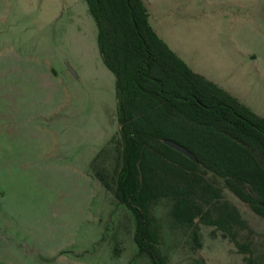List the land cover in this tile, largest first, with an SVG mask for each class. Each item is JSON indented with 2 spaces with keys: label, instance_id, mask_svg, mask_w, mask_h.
Instances as JSON below:
<instances>
[{
  "label": "rangeland",
  "instance_id": "1",
  "mask_svg": "<svg viewBox=\"0 0 264 264\" xmlns=\"http://www.w3.org/2000/svg\"><path fill=\"white\" fill-rule=\"evenodd\" d=\"M144 1L190 68L264 117V0ZM119 130L116 77L87 1L0 0V264H152L137 255L132 214L96 176L110 180ZM223 195L264 264V219ZM172 206L150 209L165 264H247L216 227L197 221L196 237L177 225Z\"/></svg>",
  "mask_w": 264,
  "mask_h": 264
},
{
  "label": "trees",
  "instance_id": "2",
  "mask_svg": "<svg viewBox=\"0 0 264 264\" xmlns=\"http://www.w3.org/2000/svg\"><path fill=\"white\" fill-rule=\"evenodd\" d=\"M86 1L101 55L116 77L120 126L107 144L118 146L110 180L96 176L132 214L137 255L165 264L150 209L170 199L177 225L196 227V237L197 221L216 227L251 254L247 264H261L239 241L253 230L223 189L264 219V117L190 68L151 25L143 0ZM164 140L186 147L197 162Z\"/></svg>",
  "mask_w": 264,
  "mask_h": 264
},
{
  "label": "water",
  "instance_id": "3",
  "mask_svg": "<svg viewBox=\"0 0 264 264\" xmlns=\"http://www.w3.org/2000/svg\"><path fill=\"white\" fill-rule=\"evenodd\" d=\"M164 143L170 148L176 150L177 152L182 153L187 158L197 162V158L195 157V155L192 152H190L186 147L182 146L181 144L173 140H164Z\"/></svg>",
  "mask_w": 264,
  "mask_h": 264
},
{
  "label": "crops",
  "instance_id": "4",
  "mask_svg": "<svg viewBox=\"0 0 264 264\" xmlns=\"http://www.w3.org/2000/svg\"><path fill=\"white\" fill-rule=\"evenodd\" d=\"M144 1V0H143ZM144 3L146 4V6L148 7L147 3L144 1ZM149 9V7H148ZM149 12H150V9H149ZM150 18H151V12H150ZM151 22V21H150ZM152 25V24H151ZM155 29V28H154ZM156 30V29H155ZM157 31V30H156ZM158 33V32H157ZM159 34V33H158ZM160 36V35H159ZM161 37V36H160ZM162 38V37H161ZM163 39V38H162ZM164 40V39H163Z\"/></svg>",
  "mask_w": 264,
  "mask_h": 264
}]
</instances>
